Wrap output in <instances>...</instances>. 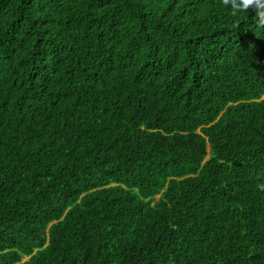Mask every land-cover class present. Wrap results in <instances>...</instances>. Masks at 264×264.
Listing matches in <instances>:
<instances>
[{
    "label": "trees",
    "instance_id": "16d2710c",
    "mask_svg": "<svg viewBox=\"0 0 264 264\" xmlns=\"http://www.w3.org/2000/svg\"><path fill=\"white\" fill-rule=\"evenodd\" d=\"M257 11L0 0V264H264Z\"/></svg>",
    "mask_w": 264,
    "mask_h": 264
},
{
    "label": "clouds",
    "instance_id": "9594fccd",
    "mask_svg": "<svg viewBox=\"0 0 264 264\" xmlns=\"http://www.w3.org/2000/svg\"><path fill=\"white\" fill-rule=\"evenodd\" d=\"M223 5L234 13L257 9V25L264 27V0H223ZM264 188V185H261Z\"/></svg>",
    "mask_w": 264,
    "mask_h": 264
}]
</instances>
